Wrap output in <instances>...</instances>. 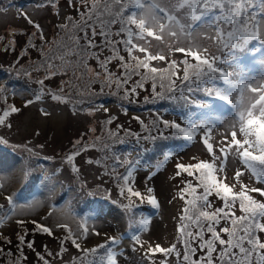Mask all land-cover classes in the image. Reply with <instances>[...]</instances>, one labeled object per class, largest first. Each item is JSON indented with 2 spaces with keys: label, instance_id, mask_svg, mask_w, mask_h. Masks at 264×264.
Wrapping results in <instances>:
<instances>
[{
  "label": "snow or ice",
  "instance_id": "1",
  "mask_svg": "<svg viewBox=\"0 0 264 264\" xmlns=\"http://www.w3.org/2000/svg\"><path fill=\"white\" fill-rule=\"evenodd\" d=\"M47 5L56 6L54 0H47ZM68 6L79 13V18L68 16L65 22L56 25L58 31L51 41L46 38L39 23L26 12L17 11V15L25 19L34 29L31 34L22 33L28 36V40L19 58H23L24 52L32 48H35L41 57L40 61L33 62L36 66L31 71L23 65L20 68L29 78L33 71L43 69L45 72L43 78L35 81L39 87L33 93L34 98L25 101V107L43 101L45 97H50L58 103H69L73 93L79 97L76 103L91 104L92 97L104 94V88H111L113 84L117 89L123 90L121 98L129 100L130 96L138 95V88H144L145 81L150 80L152 101L174 100L177 93L181 99H187L185 92L191 94L194 89L201 90L202 85L212 84V87L202 88L209 100L218 99L232 109V120L224 132L217 133L219 140L216 141L213 140L215 125L222 123V120L189 118L182 124L175 120L163 119L157 114V119L152 121L153 128L160 136L163 135V130L167 129L174 130V134L185 141H193L199 135L211 160H199L189 164L178 162L175 165L177 178L182 173H186L196 180V184L191 181L184 182L185 186L179 190V198L185 201V206L179 216L176 242L168 247L156 243L145 248L140 235L137 234L131 237L132 250L136 251L137 246L144 249L143 256L150 260V264H156L150 259L151 255L156 253L164 256L159 264H167V258L173 254L177 264H264V239H261V235L264 234V200H256L250 194L258 193L264 197V187L249 188L248 185L240 183V190L235 191V184L229 185L225 182L226 176L220 178L217 175V172L224 171L228 158L232 155L250 170L256 183L264 185V59L253 61L259 65L262 79L258 80L256 75L252 74L251 66L240 64L237 57V52L249 49L253 42H258L260 48L264 49V0H79V6L77 0H68ZM7 11L6 8H0V12ZM56 15L58 16L59 12ZM117 25L118 30L113 31ZM97 37H100L99 42ZM36 38L41 42L39 46L33 42ZM2 39L3 37H0V40ZM201 41L211 42L222 55L210 54L209 48L202 46ZM153 42L163 47L153 51ZM185 44L187 46H183ZM120 45L123 46L127 58L120 54ZM165 49L168 54H182L184 59L180 61L169 59ZM12 50L15 51L14 48ZM105 51L110 55L101 59ZM257 51L256 47L250 48L252 54ZM91 59L96 60L100 71H95L89 65ZM113 60L119 61L118 68L122 70L119 75L109 70L108 65ZM155 61L166 62L167 67H156L152 63ZM225 64L232 70H227L223 66ZM102 74L103 79H101ZM57 75L69 78L61 80L55 90L48 88L45 82ZM134 75L140 78L129 88L127 85ZM85 77H87L86 82H84ZM177 79H180L179 87L176 84ZM157 80L160 81V91L156 90ZM218 81L222 82V86H217ZM95 83L101 85L99 93L92 88ZM6 91V86L0 84V99L5 103H7ZM149 99L148 96L144 97L145 102H149ZM196 105L210 112L214 110V105L210 102L197 101ZM101 109L108 112V109L102 105L90 110ZM85 110L89 111V109ZM0 111H2L0 126L11 128V124H6V119L13 113H19L21 109L12 104ZM124 111L126 112L127 109ZM40 112L45 117L50 115L44 108H41ZM115 119V116L109 117L102 121V124L110 125ZM135 119L143 125L139 117ZM160 125L163 126V130ZM121 128L122 125L118 124L117 131L106 129L108 139L122 143L118 136V130ZM146 130L148 135L144 138L155 140L156 137L151 134V129L146 128ZM90 131L94 132L95 129ZM125 132L127 135H135L138 140L140 138L138 133H132L127 129ZM97 141L101 142V151L110 149L111 145L101 136L95 137V140L90 142L84 141L81 137L73 142L70 151L62 157L61 167L56 169V173L63 171L66 164L76 175L77 180H80V168L74 161L89 148L97 147ZM214 144L217 146L214 147ZM0 145L10 146L13 150L17 148L15 145H10L8 139L2 136H0ZM39 147L44 146L41 144ZM23 150L28 156L26 160H22L19 173L20 179L27 183L33 174L28 161L38 157L39 153L27 145L23 146ZM168 155L165 154V159ZM113 159V173L116 166L127 165L126 174H115V179L122 181L118 184L120 195L128 201L121 205L123 211L130 213L137 206L133 197L139 198L141 203L146 199L153 208H159L157 198L152 194L154 192L152 187H147L145 197L131 185L133 163L127 159L121 161L120 157L115 155ZM85 163L100 164L101 161L87 159ZM243 175L244 173L237 169L233 179L240 182ZM51 178L47 173L43 176L44 180ZM151 179L152 174L146 177V180ZM86 186V182H80L81 189ZM3 187L4 184L0 182V189ZM99 189L98 185L97 190ZM95 194V191L88 192V195ZM14 195L5 197L7 203L12 206L10 212L16 206ZM211 196L222 202L220 207L213 206L209 199ZM40 203L33 200L29 207L38 206ZM237 207L240 215H236ZM64 215L65 217L73 215L70 206ZM87 219H83L78 224L76 232H73L67 223L56 225L67 233L59 238L60 251L56 255L60 256L66 251L64 243L70 240L82 253L80 257L74 258L79 264H116L114 257L117 253L109 247L117 243L116 236L108 237L105 243L90 249L81 247L78 241L86 240L90 231ZM222 222L226 226L217 230V226ZM2 223L3 218H0V224ZM16 223L23 227L26 221L17 220ZM31 223L35 226L33 235L35 231L49 236L54 235L52 228L38 224L35 220ZM140 223L142 229L146 230L149 220L142 219ZM91 233L100 235L94 227ZM26 235V232L17 233V249L20 253H23L24 247L35 251V241L26 240ZM225 236L227 238H224ZM4 241L11 244V239L7 237ZM178 244L182 246L183 251L178 248ZM44 249L48 256L53 255L48 251L47 245H44ZM101 249L106 250L104 256L97 255ZM198 250L203 255L197 256ZM2 251L4 249L0 248V252ZM36 256L43 264H50L40 252H36ZM15 264H20L19 259Z\"/></svg>",
  "mask_w": 264,
  "mask_h": 264
},
{
  "label": "rangeland",
  "instance_id": "2",
  "mask_svg": "<svg viewBox=\"0 0 264 264\" xmlns=\"http://www.w3.org/2000/svg\"><path fill=\"white\" fill-rule=\"evenodd\" d=\"M55 5V7L49 5V7L43 8L34 4H28L27 1L21 5H6L0 1V8L8 9L6 13L0 12V37H3L0 40V84L5 85L7 89L5 93L7 103L3 99H0V109H2L3 105L7 107V105L12 104L21 109L19 113L11 114V119L9 117L6 119L9 120L7 124L12 125L11 128L0 126V136L8 139L10 145L17 146L16 150H13L10 146L0 145V182L4 184L3 189H0V201L7 203L5 197L15 194L14 200L16 204L13 213L9 214L3 220V223L0 224V233L12 236L15 242V259H20L24 263L28 261L30 249L25 247L23 248V253L18 252L17 233L24 234L26 232V240L35 241V251L33 250V252H40L49 260L52 258L57 259L56 264H79V261L74 260V258L80 257L82 253L72 245L70 240L64 243L66 251L60 256L56 255L60 251V239L55 238H62L67 234L65 230L57 228L56 225L67 223L73 232H76L78 224L83 219L88 218L89 235L86 240L78 241L81 243L82 248L90 249L105 243L108 237L116 236L118 237V241L112 246H116L113 250L117 253L114 257L116 264H150V260L143 256L144 249L137 246L136 251L132 250L133 241L131 237L137 234L140 235L145 248L150 244L154 245L156 243L167 247L175 242L179 216L181 215V209L185 206V201L179 198V190L185 186L184 182L186 181L195 183L193 177L188 176L186 173H182L177 178L175 176V165L178 162L189 164L199 160L210 161L211 156L207 153L199 135L193 141H184V147L182 149H172L173 151L169 155L170 158L155 163V167L142 166L140 162L135 161L136 159L134 157L137 154V150H131V153L127 156L120 154L121 161L127 158L131 162H135L133 178L131 180L133 188L143 193L146 197L147 187H152L154 189L152 194L156 196L159 204V208H153L147 203L146 199L141 203L139 198L133 197L132 199L137 206L130 213H125L121 207L122 204L128 202L124 197H121L117 201L113 198V195H118V192H116L118 183L115 179V173L112 180L104 171L109 167L113 169L114 160L104 159L108 155V151H104L103 155L101 154V142L97 141V147L89 148L85 152L88 155H84L83 157L80 155L81 157L75 159L74 162L76 165L80 163L84 164L80 168V180H77L75 174L71 175L66 165H64L63 171L56 173V169L61 167L60 155H57V152L59 154H64V152L67 154L73 142L81 137H83L84 141L90 142L94 141L95 137L101 136L105 142H108L109 139L106 134L107 125H103L102 121L109 119L108 116L110 114L104 113L102 109L99 111H91L90 109L93 107H77L79 104L76 101L79 97L75 96L74 93L69 103H58L51 100L50 97H45L43 101L35 102L27 107L24 106L27 99L34 98L33 93L39 87L35 81L43 78L45 72L43 69L33 71L31 78H29L23 74L20 68L23 65L24 68L31 71L36 66L33 62L40 61L41 57L39 52L35 48H32L24 52L23 58H19L21 52L26 48V42L28 40V36L22 33L31 34L34 29L25 19L17 15V11L26 12L34 21L39 23L43 28L46 38L51 41L55 38L56 24L65 18L69 8L68 2L65 0L57 1ZM57 12H59L58 16L56 15ZM33 42L37 46L41 43L38 38L34 39ZM201 43L202 46L209 48L210 54L222 55L211 42L201 41ZM257 44L258 42H253L250 46ZM183 46L187 45L185 44ZM158 47L162 48L163 45H157L153 42L152 50L155 51ZM6 48L8 49L7 51L5 50ZM13 48L15 51L12 50ZM165 54H168L166 49ZM121 55L126 56L123 48L121 49ZM168 55L169 59H175L177 61H180L183 57L180 53ZM239 55L240 52H237V57ZM259 56H263L262 59H264L263 52H260L256 58ZM115 62L117 63L115 74L119 75L121 72V69L118 68L119 61L115 60ZM152 63L154 66L162 68L166 62L155 61ZM89 65L93 69L96 67L94 63H90ZM252 68L254 69V66ZM257 69L259 70V67ZM101 77H103V74ZM256 77L258 80L262 79L259 72ZM68 78L57 75L45 83L48 88L55 90L60 85L61 80H67ZM86 80L87 77H85L84 82ZM219 86H222V82L220 81ZM175 100H181L180 96ZM68 105L71 111L67 110ZM213 105L215 112L212 118L207 116L203 118L209 121L222 120V123L215 125L213 140L216 141L219 140L217 133L224 132L231 122L232 109L229 106L227 107L228 110H225L220 102L217 101H214ZM102 106L107 108L108 112H116L119 114L109 125L112 130H117V123L122 125L121 129L134 127V122L130 117L133 118L140 115L139 111L136 110L132 111L128 109L126 112L124 108L118 110L113 103ZM41 108L46 109L50 115L47 117L43 116L40 112ZM83 109H89V111H83ZM123 111L124 114H122ZM170 111L164 114V119L180 121L178 113ZM1 113L2 111H0V115ZM222 115H224L223 118H221ZM141 116L144 117V113ZM90 129H95V131H90ZM121 129L118 131L121 132ZM37 132H39V135H37ZM69 137H71L70 141L68 140ZM177 141L178 139H175V142ZM37 142H42L39 145L51 142L55 148L52 151L45 150L43 152L44 157L38 156L28 161L33 169L31 177L34 176L36 181L32 187L30 185L28 188H25V183L20 179L19 167L22 160L27 159L28 154L20 144H26L28 147L33 148L34 151L42 150L43 148L36 145ZM66 142L67 147L65 146ZM216 146L214 144V147ZM64 147L66 149L62 152ZM132 147L136 148V146ZM52 154L55 156L54 158L50 157V159H45V157H49ZM87 159L93 161L100 160L101 163L88 164L85 163ZM84 167H87V170L83 171ZM126 167L127 165L124 167L116 166L115 169L118 168L117 172H119ZM237 169H240L244 173L240 182L233 179ZM45 173L52 177L51 180L43 179ZM150 174H152V179L146 180V177ZM217 175L220 178L226 176L225 182L229 185L235 184V191L240 190V183L248 185L249 188L264 187V185L256 183L251 176L250 170L238 158H234L232 155L229 156L224 171L217 172ZM81 181L86 182V188L81 189ZM98 185L100 186L99 190H97ZM105 189L107 191H104ZM89 191H95L96 194L92 197V195H88ZM250 194L256 200H264V197L258 193ZM211 198L214 207L220 206L221 201L219 199L215 196H211ZM33 200L40 201L41 203L38 206L29 207ZM113 201H116V203H113ZM69 206L71 207L73 215L65 217L64 213ZM6 208L7 206L5 205L3 215ZM142 219L149 220L146 230H143L141 225L138 227L135 225L136 221H139V224H141L140 221ZM17 220H24L26 223L21 227L16 223ZM33 220L38 224L52 228L55 238L46 234L48 239L46 241L42 238L43 234L40 231H35L33 235L35 227L31 223ZM93 227L100 235L97 236L91 233ZM261 238L264 239L263 235H261ZM44 245H47L48 251L53 254L52 256L47 255ZM152 258L153 260L151 261L159 264L157 258H164V256L163 254L156 253L151 255L150 259ZM28 263L43 264L42 261L38 260L37 256H35V260L28 261ZM167 264H177L174 254L167 258Z\"/></svg>",
  "mask_w": 264,
  "mask_h": 264
},
{
  "label": "trees",
  "instance_id": "3",
  "mask_svg": "<svg viewBox=\"0 0 264 264\" xmlns=\"http://www.w3.org/2000/svg\"><path fill=\"white\" fill-rule=\"evenodd\" d=\"M31 1H35V2H37V4H43L44 3L45 5H47V0H31ZM55 1L56 0H54V2ZM65 1H68V0H65ZM73 10H75V9H73ZM76 18L77 19L79 18V13L76 15ZM99 40H100V37H99L97 42H99ZM119 47H120V54H121V45ZM104 54H110V53L108 51H105L103 53V56H104ZM163 67H167V63H165ZM182 75H183V73L180 75L181 78H182ZM139 78H140L139 76H135V79L133 80V77H132V79L129 82V85H127V87H129V88L132 87L133 84L135 83V81L138 80ZM151 83L152 82L150 80L149 81H145L144 88H138L137 89L138 95L130 96L129 100H123L121 98L123 96V90L122 89H117L116 86L113 84L111 86V88H109V87H105L104 88V94L92 97L91 98V100H92L91 104L88 103V102H85L83 104H79V107H88L90 105H98L99 106V105L102 104V102L104 100H109V99H114V100L118 101L119 102L118 104H120V105H126L125 103L136 105L138 110H141L142 112H144L146 114L145 118L139 117L140 120L143 121V125L140 123L139 120L135 119L136 123L138 125V130L137 131H138V134H139V137H140L139 138V144L141 145L142 149H145L147 147V149L145 150V157L143 158V160L147 159L149 161H156L157 157L162 154V151L163 150L166 151L168 148H170L172 146L171 144L175 142V139H178L180 137L178 135H175L174 134V130H172V129L163 130V126L162 125H160V128L163 130V135L162 136L158 135L156 129H154L153 126H152V121L157 119V114L159 116H161L160 112L164 111V110H169L170 107H175V108H178V109H182L184 106L187 107L188 106L187 103L189 102L188 101L189 99L191 101L190 102L191 106L194 107V106H197L196 102L200 101V100L197 99V98L191 99L190 95H188V93L185 92L184 95H185V97H187V99H184V101H182L183 99H181L179 101H176L175 99L174 100L164 99V100L152 101L151 100V96H152ZM176 84L179 87L180 79L176 80ZM159 85H160V81L157 80V89H156L157 91H160ZM100 87H101V85L99 83H95V84L92 85V88L97 93H99ZM203 87H212V84L202 85L201 86V90H199V91L194 89L193 92L191 93V96H197V95L199 96L200 92L203 91L202 90ZM145 90H146V93H145ZM112 93H115V94L113 95ZM145 96H148L150 98L149 102H145L144 101V97ZM177 97H179V93L176 94V98ZM198 108H199V111H200V107H198ZM179 113H180L181 117L184 119L185 113L183 111H181ZM185 121L186 120H184V122ZM146 128L147 129H151V134L156 137L155 140L145 139L144 138V137H146L148 135V131L146 130ZM132 142L137 143V140L135 138H133ZM110 145H111V147L109 149L110 151H112L116 147H118L113 142L110 143ZM62 152H63V150H62ZM57 155H60L59 158L62 159V157L65 154H62V153L59 154V152H58ZM79 157H81V156H79ZM137 158L139 160H141L142 155L135 157V159H137ZM110 171H112V169H110ZM193 179L195 181V183H193V184H196V180H195L194 177H193ZM30 183H31V178L29 179V181L27 183H25V186H29ZM119 196L122 197L120 194H119ZM209 199L211 200L212 198L210 197ZM5 205L7 206V208H9V206H10L8 203L0 201V206H3V207H0V218H4L3 217V211L5 210ZM220 206H221V204H220ZM220 206H218V207H220ZM240 214L241 213L239 211V208L237 207L236 215H240ZM135 225L139 226V221H136ZM224 226H226V225L222 222L221 225L217 226V230H219L220 227H224ZM176 232H177V229H176ZM42 234H43L42 238L44 240L48 241V239L46 237V233H42ZM262 235L264 237V234H262ZM5 237L11 239V244L5 243V241H4ZM50 237L55 238V236H50ZM206 238H207V233H206ZM224 238H227V237L225 236ZM55 239H58V238H55ZM176 239H177V233H176ZM176 239H175V242H176ZM193 246H195V245H193ZM0 248L4 249V251L0 252V264H15L17 259H15V256H14L15 255L14 254L15 253V242L12 239V236H8V235H4V234L0 233ZM178 248H180V250L183 251L182 246L179 245V244H178ZM9 250H10V252H9ZM97 255L98 256H104V249H101L100 252H98ZM196 255L200 256V255H203V253L198 250ZM35 256H36V252H33V250L30 249L29 255H28L29 262L31 260H35ZM162 259H164V258H157V262H159ZM151 260H153V258ZM56 261H57V259H54V258L49 260V262L51 264H56Z\"/></svg>",
  "mask_w": 264,
  "mask_h": 264
}]
</instances>
